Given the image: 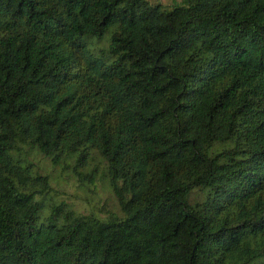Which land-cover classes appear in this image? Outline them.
<instances>
[{"label": "trees", "instance_id": "trees-1", "mask_svg": "<svg viewBox=\"0 0 264 264\" xmlns=\"http://www.w3.org/2000/svg\"><path fill=\"white\" fill-rule=\"evenodd\" d=\"M22 144L122 215L43 216ZM0 264H264V0H0Z\"/></svg>", "mask_w": 264, "mask_h": 264}, {"label": "rangeland", "instance_id": "rangeland-1", "mask_svg": "<svg viewBox=\"0 0 264 264\" xmlns=\"http://www.w3.org/2000/svg\"><path fill=\"white\" fill-rule=\"evenodd\" d=\"M151 1L171 5L172 2L179 0ZM118 29L117 25H113L101 40L88 43L91 52L100 55L102 50H106L108 37ZM237 139L235 137L227 142H214L207 147V151L217 152L234 145ZM15 155L31 162L36 173L47 176L50 188L44 195L38 197L42 202L43 216L49 214L51 207L59 203L64 205L62 213L64 210H72L75 214H92L101 219L111 215H122L117 198L108 181L106 162L96 150L89 149L87 162L81 167L74 166V154L66 155L58 163H53L48 156L36 148H29L24 144L15 151ZM205 196H207L206 190L195 188L191 194V201H203Z\"/></svg>", "mask_w": 264, "mask_h": 264}]
</instances>
